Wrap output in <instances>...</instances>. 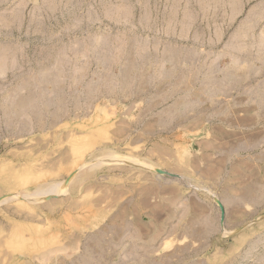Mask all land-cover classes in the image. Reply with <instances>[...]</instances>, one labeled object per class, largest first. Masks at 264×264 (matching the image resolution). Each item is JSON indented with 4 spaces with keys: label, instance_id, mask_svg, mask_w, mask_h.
<instances>
[{
    "label": "rangeland",
    "instance_id": "obj_1",
    "mask_svg": "<svg viewBox=\"0 0 264 264\" xmlns=\"http://www.w3.org/2000/svg\"><path fill=\"white\" fill-rule=\"evenodd\" d=\"M0 264H264V0H0Z\"/></svg>",
    "mask_w": 264,
    "mask_h": 264
},
{
    "label": "water",
    "instance_id": "obj_2",
    "mask_svg": "<svg viewBox=\"0 0 264 264\" xmlns=\"http://www.w3.org/2000/svg\"><path fill=\"white\" fill-rule=\"evenodd\" d=\"M161 172H164V173L170 174L169 172H166V171H161ZM221 206L223 207V205H222V204H221Z\"/></svg>",
    "mask_w": 264,
    "mask_h": 264
}]
</instances>
